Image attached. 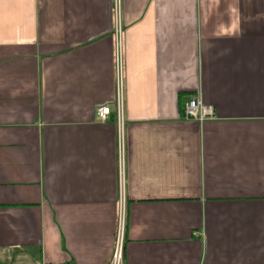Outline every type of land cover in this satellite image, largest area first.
<instances>
[{"label":"crops","instance_id":"obj_1","mask_svg":"<svg viewBox=\"0 0 264 264\" xmlns=\"http://www.w3.org/2000/svg\"><path fill=\"white\" fill-rule=\"evenodd\" d=\"M121 211L122 264H264V0H0V264H108Z\"/></svg>","mask_w":264,"mask_h":264},{"label":"built area","instance_id":"obj_2","mask_svg":"<svg viewBox=\"0 0 264 264\" xmlns=\"http://www.w3.org/2000/svg\"><path fill=\"white\" fill-rule=\"evenodd\" d=\"M120 70L121 63L119 56L116 57V73H117V92L120 93ZM184 117L196 122H203L213 116V110L210 105L203 103L198 97H192L184 103L183 108ZM110 108L108 105H100L95 110V116L98 121L104 122L108 119ZM119 176L122 177V167L119 161ZM123 227H124V213L117 217V233L112 249V253L108 264H122L124 257V242H123Z\"/></svg>","mask_w":264,"mask_h":264},{"label":"rangeland","instance_id":"obj_3","mask_svg":"<svg viewBox=\"0 0 264 264\" xmlns=\"http://www.w3.org/2000/svg\"><path fill=\"white\" fill-rule=\"evenodd\" d=\"M124 258V257H123Z\"/></svg>","mask_w":264,"mask_h":264}]
</instances>
